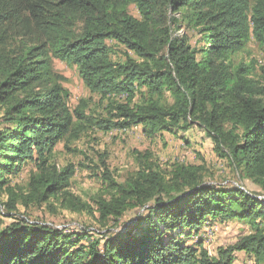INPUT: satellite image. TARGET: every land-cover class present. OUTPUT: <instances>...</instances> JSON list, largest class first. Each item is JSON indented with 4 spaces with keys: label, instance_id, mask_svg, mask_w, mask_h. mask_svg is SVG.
Instances as JSON below:
<instances>
[{
    "label": "trees",
    "instance_id": "16d2710c",
    "mask_svg": "<svg viewBox=\"0 0 264 264\" xmlns=\"http://www.w3.org/2000/svg\"><path fill=\"white\" fill-rule=\"evenodd\" d=\"M182 24L199 42L174 35ZM251 39L264 58V0H0V210L13 212H0L9 219L0 227V264H232L241 251L264 264V199L206 180L202 165L162 168L148 152H136L139 168L121 182L102 163L103 186L93 198L103 226L143 209L133 229L94 238L14 211L17 203L54 198L93 213L68 189L73 165L51 161L57 144L89 128L140 126L152 138L196 125L264 191V62L233 59ZM108 40L123 48L122 60L111 59ZM53 59L76 67L101 112H87L90 98L69 108ZM27 164V181L14 184L11 175ZM230 220L249 231L212 255L202 240L180 239L186 229Z\"/></svg>",
    "mask_w": 264,
    "mask_h": 264
},
{
    "label": "rangeland",
    "instance_id": "374dc122",
    "mask_svg": "<svg viewBox=\"0 0 264 264\" xmlns=\"http://www.w3.org/2000/svg\"><path fill=\"white\" fill-rule=\"evenodd\" d=\"M131 15L138 17V11L134 5L129 6ZM181 34L185 33L190 37L191 44L195 45L199 40L198 34L193 30L181 26ZM199 42V41H198ZM107 46L110 47V57L112 60L120 61L123 59L124 50L114 42L108 40ZM234 62H249L254 59L259 64L264 62L263 54L256 42L251 39L246 49L237 53ZM55 72L65 77L61 82L67 94V103L73 109L81 99H89L87 112H101L97 105L98 95L92 94L82 84L74 65L53 59ZM2 110L0 109V123ZM136 152L141 154L148 152L152 160H155L162 168L168 167L173 162L190 163L202 165L206 170V180L221 183L225 186L237 185L243 190L264 199L262 191L254 182L246 177L240 176L231 163L224 157L219 156L214 150L210 138L205 131L193 125L186 132L177 131L161 132L150 138L143 134L140 126L130 129H113L108 132L89 128L83 131L78 139L70 141L65 146L59 143L55 146L51 156V161L61 167L72 164L75 171L70 178L69 190L83 201L89 203L93 213L74 212L61 205V203L50 198L41 205L36 203L22 204L17 203L14 211L18 216L24 217L29 223L48 225L59 231L90 233L94 238L100 236H111L125 229L134 228L137 216L144 212L143 209H130L125 212L118 222L109 219L105 225L96 222L95 206L93 198L102 189L101 167L102 163L108 168L111 176L117 181H124L128 176L138 170L142 159L136 156ZM33 170L32 164L22 167L19 173H13L11 180L16 185H24L27 181L29 172ZM6 197L0 198L5 200ZM4 214H13V212ZM9 222L7 215L0 217V227ZM4 223V224H3ZM249 231V228L237 220H230L219 223L211 221L203 224L197 233L194 230H185L180 236L186 244H194L198 239L202 240L204 248L212 255L217 247L233 243L239 236ZM81 242H86L82 238Z\"/></svg>",
    "mask_w": 264,
    "mask_h": 264
},
{
    "label": "crops",
    "instance_id": "0c3cea01",
    "mask_svg": "<svg viewBox=\"0 0 264 264\" xmlns=\"http://www.w3.org/2000/svg\"><path fill=\"white\" fill-rule=\"evenodd\" d=\"M232 264H253L252 258L245 252H237Z\"/></svg>",
    "mask_w": 264,
    "mask_h": 264
},
{
    "label": "bare ground",
    "instance_id": "6f19581e",
    "mask_svg": "<svg viewBox=\"0 0 264 264\" xmlns=\"http://www.w3.org/2000/svg\"><path fill=\"white\" fill-rule=\"evenodd\" d=\"M176 16H178V14H176ZM181 32H182V30L179 29L178 31L174 32V35H179V34H181Z\"/></svg>",
    "mask_w": 264,
    "mask_h": 264
}]
</instances>
